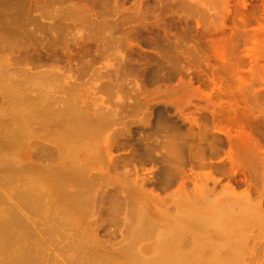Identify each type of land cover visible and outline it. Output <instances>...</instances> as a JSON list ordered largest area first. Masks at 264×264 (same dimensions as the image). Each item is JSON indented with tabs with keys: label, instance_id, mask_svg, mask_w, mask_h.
I'll return each mask as SVG.
<instances>
[{
	"label": "rangeland",
	"instance_id": "obj_1",
	"mask_svg": "<svg viewBox=\"0 0 264 264\" xmlns=\"http://www.w3.org/2000/svg\"><path fill=\"white\" fill-rule=\"evenodd\" d=\"M0 28V264H264V0H0Z\"/></svg>",
	"mask_w": 264,
	"mask_h": 264
},
{
	"label": "bare ground",
	"instance_id": "obj_2",
	"mask_svg": "<svg viewBox=\"0 0 264 264\" xmlns=\"http://www.w3.org/2000/svg\"><path fill=\"white\" fill-rule=\"evenodd\" d=\"M5 4H7V3H5ZM5 4H4V5H5ZM10 4H11V3L9 2V4H7V5H9V7H10ZM11 7H12V6H11ZM68 14H70V13H68ZM71 15H72V14H71ZM3 17H4V16H3ZM19 26H20V25H19ZM3 27H4V26H3ZM0 29H1V28H0ZM11 29H12V27H11ZM5 30H8V29H5ZM0 32H1V30H0ZM7 32H8V31H7ZM1 35H2V34H1ZM1 35H0V36H1ZM11 37H12V36H11ZM3 38H4V36H3ZM9 38H10V37H9ZM12 38H13V37H12ZM4 39H5V38H4ZM6 39H7V37H6ZM1 40H2V39H1ZM5 41H7V40H5ZM8 41H10V39H9ZM11 41H12V39H11ZM11 41H10V42H11ZM3 42H4V40H3ZM12 42H13V41H12ZM6 43H8V42H6ZM4 44H5V43H4ZM30 80H32V79H30ZM32 84H33V83H32ZM11 93H12V91H11ZM8 95H9V94H8ZM10 96H11V95H9V97H10ZM11 97H12V96H11ZM14 97H15V96H13V99H14ZM17 98H18V97H17ZM9 99H11V98H9ZM21 99H23V97H22ZM23 100H24V99H23ZM14 101H16V99H15ZM25 101H27V100H25ZM12 102H13V101H12ZM18 102H20V101H18ZM14 103H16V102H14ZM25 103H26V102H25ZM11 105H12V104H11ZM15 105H16V104H15ZM18 105H19V104H17V106H18ZM20 105H21V104H20ZM20 105H19V106H20ZM22 105H23V104H22ZM26 105H28V104H26ZM26 105H24V107H26ZM29 105H30V103H29ZM29 105H28V106H29ZM33 106H35V105H33ZM12 107H14V106H12ZM39 107H40V106H39ZM26 108H27V107H26ZM30 108H31V105H30ZM11 109H12V108H11ZM13 109H14V108H13ZM18 109H19V108H18ZM18 109H16V111H18ZM21 109H23V108L21 107ZM21 109H20V110H21ZM40 109H42V108H40ZM46 109H48V107H47ZM46 109H45V111H47ZM21 111H22V110H21ZM24 111H25V110H24ZM27 111H28V110H27ZM36 111H38V110L36 109ZM36 111H34V112H36ZM48 111H49V110H48ZM39 112H41V110H40ZM39 112H38V113H39ZM42 112H44V110H42ZM51 112H52V111H51ZM10 113H11V112H10ZM23 113H24V112H23ZM31 113H32V112H31ZM31 113H30V115L32 116L33 114H31ZM53 113H54V112H53ZM53 113H51L50 115H52ZM19 114H20V113H19ZM24 114H25V113H24ZM40 114H41V113H40ZM48 114H49V113H48ZM48 114H47V115H48ZM13 115H15V114L13 113ZM17 115H18V112H17ZM25 115H26L25 117L30 116V115H28V114H25ZM27 115H28V116H27ZM35 115H36V113H35ZM44 115H45V114H44ZM58 115H59V114H58ZM59 116H60V115H59ZM50 117H51V116H50ZM54 117H55V116H54ZM56 117H57V116H56ZM56 117H55V118H56ZM15 118H16V117H15ZM29 118H30V117H29ZM29 118H27V120H29ZM79 118H80V117H79ZM13 119H14V118H13ZM20 119H22V117H21ZM23 119H24V118H23ZM23 119H22V121L20 120L21 123L23 122ZM60 119H61V118H60ZM74 119H75V118H74ZM76 119H78V118L76 117ZM81 119H82V118H81ZM7 120L9 121V119H7ZM10 120H11V119H10ZM0 121H1V120H0ZM8 121H7V122H8ZM20 121H19V122H20ZM29 121H30V120H29ZM82 121H83V120H82ZM7 122H6V123H7ZM16 122H18V121H16ZM16 122H15V124H19V123H16ZM71 122H73V121L71 120V121H70V124H71ZM77 122H78V121H77ZM77 122H76V123H77ZM23 123H25V122H23ZM23 123H22V124H23ZM7 124H8V123H7ZM15 124H12V125H15ZM27 124H28V123H27ZM73 124H74V123H73ZM25 125H26V124H25ZM71 125H72V124H71ZM71 125H70V126H71ZM82 125H83V124H82ZM19 126H20V125H19ZM2 127H3V126H2ZM15 127H16V126H15ZM4 128H5V127H4ZM4 128H3V129H4ZM10 128H12V127H10ZM23 128H25V126H23ZM26 128H27V127H26ZM71 128H73V126H72ZM7 129H9V127H8ZM7 129H6V130H7ZM15 129H16V128H15ZM75 129H76V128H75ZM4 130H5V129H4ZM9 130H10V129H9ZM23 130H25V129H23ZM78 130H79V129H78ZM11 131H13V130H11ZM19 131H20V130H19ZM13 132H14V131H13ZM8 133H10V132H8ZM11 133H12V132H11ZM14 133H15V132H14ZM16 133H17V132H16ZM21 133H24V132H21ZM1 134H2V133H1ZM18 134H19V133H18ZM15 136H16V135H15ZM5 137H6V136H5ZM5 137H4V138H5ZM0 138H1V137H0ZM3 140H4V139H3ZM0 141H1V140H0ZM5 141H6V140H5ZM5 141H4V142H5ZM10 142H11V141H10ZM1 144H2V142H1ZM6 144H7V143H6ZM6 144H5L4 147H6ZM1 146H3V145H1ZM1 146H0V147H1ZM2 149H3V148H2ZM3 153H4V152H3ZM7 156H8V155H7ZM1 157H2V156H1ZM10 158H11V157H10ZM2 159H4V157H3ZM7 159H9V158H7ZM12 159H13V158H12ZM5 160H6V159H5ZM5 160H4V161H5ZM9 160H10V159H9ZM1 161H2V160H1ZM13 161H14V160H13ZM6 162H7V161H6ZM1 163H2V162H1ZM2 164H3V163H2ZM4 165H6V164L4 163ZM7 165H8V164H7ZM7 165L5 166L6 169L8 168ZM2 166H3V165H2ZM9 166H10V168H11V165H10V164H9ZM2 169H3V168H2ZM8 169H9V168H8ZM11 170H12V168H11ZM77 170H78V169H77ZM4 171H5V170H4ZM79 171H81V170H79ZM6 172H9V171H6ZM13 172H15L14 169H13ZM67 172H68V171H67ZM9 173H10V172H9ZM61 173H62V172H61ZM65 173H66V171H65ZM70 173H71V172H70ZM79 173H80V172H79ZM66 174H67V173H66ZM77 174H78V173H77ZM81 174H82V173H81ZM58 175H59V173H58ZM62 175H63V174H62ZM67 175H69V174H67ZM6 176H7V174H6ZM9 176H10V175H9ZM70 176H72L73 178L75 177L76 179H80V178H78V176H80L79 174L76 175V174L73 173V175L70 174L68 177H70ZM76 176H77V177H76ZM82 176H83V175H82ZM56 177H57V176H56ZM66 177H67V176H66ZM83 177H84V176H83ZM62 178H63V177H62ZM75 178H74V179H75ZM60 179H61V175H60ZM81 179H82V178H81ZM58 180H59V179H58ZM66 180H67V179H66ZM69 180H70V179H69ZM69 180H68V181H69ZM83 180H84V179H83ZM64 182H65V181H64ZM72 182H73V181H71V183H72ZM83 182H84V181H83ZM83 182H81V184H82ZM66 183H67V182H66ZM77 183H80V182H77ZM59 184H61V183H59ZM61 186H62V185H61ZM80 186H81V185H80ZM82 186H83V185H82ZM86 187H87V186H86ZM86 187H85V188H86ZM60 188H61V187H60ZM80 188H81V187H80ZM61 189H62V188H61ZM82 189H83V188H82ZM20 194H21V193H20ZM25 195H26V194H25ZM25 195H24V196H25ZM17 197L19 198V196H17ZM20 198H21V199H20V202L22 203L21 206H23V205H26V206H27V201H26V200L28 199V196H27L26 200H24L25 198L22 200V196H21ZM29 198H30V197H29ZM17 200H18V199H17ZM15 201H16V200H15ZM28 201H29V200H28ZM17 202H18V201H17ZM20 202H19V204H20ZM30 202H31V200H30ZM15 203H16V202H15ZM185 203H187V202H185ZM16 205H17V204H16ZM186 205H187V204H186ZM10 206H12V205H10ZM31 206H32V204H31ZM28 207H29V206H28ZM188 208H189V207H188ZM11 209H12V208H11ZM24 209H25V208H24ZM30 209L32 210V207H31ZM253 209H254V208H253ZM253 209L251 208V213H252V214H258L259 212H262L261 210L256 212L255 209H254V211H252ZM256 209H257V208H256ZM22 210H23V209H22ZM26 210H27V208H26ZM244 210L248 211V213L250 214V212H249L250 210H247L246 208H245ZM257 210H258V209H257ZM24 211H25V210H24ZM28 211H30V210H28ZM18 212H20V211H18ZM196 212H197V211H196ZM202 212H205V211H202ZM241 212H243V211L241 210ZM241 212H240V213L238 212L237 214H234V216L236 217L235 221H236L237 225H239V224L241 223V220H242L241 216H244V215H247V216H248V213H247V214H242ZM226 213H227V212H226ZM244 213H246V212L244 211ZM263 213H264V212H263ZM12 214H13V212H12ZM14 214H15V213H14ZM14 214H13V215H14ZM22 214H23V213H21V215H22ZM193 214H195V213H193ZM193 214H190V215L192 216ZM196 214H197V213H196ZM209 214H210V213H209ZM209 214H206L207 217H206V215L203 216V215H198V214H197V215H198V216H197L198 218H196V215H193L191 218L193 219V217H194V222H193V220H192L191 223H190L189 221H188L189 223L187 222V220H191L190 215H189V218H190V219L186 216L188 219L186 218L187 220H186V223H185V224L188 223V227H190L189 224H191V227L196 228V229H194L195 231H198V230H199V231H198L199 234H201V233H200V230L203 229L202 232L204 233V231H206L207 229L213 227L214 225H217V223H218V219H219V216L221 215V214H219V213H218V214H217V213H212V214H210V215H209ZM252 214H251V215H252ZM231 215H232V214H231ZM15 216H16V214H15ZM238 216H239V217H238ZM252 216H253V215H252ZM18 217H20V214H18ZM24 217H25V216H24ZM24 217H23V218H24ZM184 217H185V216H184ZM21 218H22V216H21ZM254 218H255V217H254ZM256 218H257V216H256ZM258 218H259V217H258ZM8 219H9V218H8ZM14 219H15V217H14ZM16 219H19V218H16ZM6 220H7V218H6ZM20 220H22V219H20ZM20 220H19V221H20ZM181 220H182V219H181ZM263 221H264V220H263ZM7 222H8V221H7ZM7 222H6V223H7ZM15 222H16V221H15ZM180 222H181V221H180ZM10 223H11V222H10ZM10 223H9V224H10ZM20 223H22V222L20 221ZM0 224H1V223H0ZM4 224H5V223H3V225H4ZM12 224H14V222H13ZM12 224H10V225H12ZM182 224H183V223H182ZM1 225H2V224H1ZM16 225H18V224H16ZM16 225H15V226H16ZM142 225H143V223H142ZM148 225H149V224H148ZM183 225H184V224H183ZM8 226H9V225H8ZM8 226H6L7 228H5V227H3V228L8 230V228H9ZM21 226H22V225H21ZM180 226H181V225H180ZM186 226H187V225H186ZM230 226H231V225H229V227L226 228V229H227V232L232 230V226H231V227H230ZM140 227H141V226H140ZM12 229H13V228H12ZM142 229H143V227H142ZM142 229H141V230H142ZM147 229H148V228H147ZM0 230H1V228H0ZM138 231H139V230H138ZM239 231H240V230H238V228H237L236 232H233V233L231 234V236H230V235L223 236V237L220 238L219 240H213L214 242H213V241H212V242H213V243H217V242H218V243H220V244H221V243L223 244V243H225V242H227V241H231L232 238H233V240H234L235 242H237V243L240 242V243H241L244 239L248 238L249 236L247 237V235H246V236H245L246 238H245V237H244V234H243V233H240ZM1 232H2V231H1ZM8 232H9V230H8ZM139 232H140V231H139ZM143 232H144V231H143ZM2 233H4V232H2ZM6 233H7V232H6ZM135 233H136V232H135ZM176 233H177V232H176ZM0 234H1V233H0ZM140 234H141V233H140ZM147 234H148V233H147ZM178 234H179V233H178ZM2 235H3V234H2ZM2 235H1V237H3ZM137 235H138V234H137ZM139 236H140V235H139ZM173 236H174V235H173ZM1 237H0V238H1ZM174 237H175V236H174ZM4 238H5L6 240H8V237H7V236L4 237ZM189 239L192 240V238H189ZM194 239H195V238H194ZM0 240H1V239H0ZM6 240H5V241H6ZM174 240H175V239H174ZM8 241H9V240H8ZM177 241H178V240H177ZM198 241H199V240H198ZM173 242H174V241H173ZM173 242H172V243H173ZM191 242H193V241H191ZM194 242H195V241H194ZM199 242H200V241H199ZM199 242H198V243H199ZM6 243H7V242H6ZM6 243H5V244H6ZM175 243H176V241H175ZM240 243H239V244H240ZM3 244H4V243H3ZM5 244H4V246H5ZM195 244H196V243H195ZM196 245H197V244H196ZM198 245H199V244H198ZM213 245H214V244H213ZM4 246H3V247H4ZM173 246H174V245H173ZM176 246H177V245H176ZM133 247H134V246H133ZM177 247H178V246H177ZM4 248H5V247H4ZM4 248H3V249H4ZM124 248H126V247H124ZM178 248H179V247H178ZM0 250H2V249H0ZM128 250H129V249H128ZM121 251H122V250H121ZM130 251H131V250H130ZM4 252H5V251H4ZM30 252H31V251H30ZM125 252H126V251H125ZM128 252H129V251H128ZM31 254H32V253H31ZM17 255H18V254H17ZM22 255H23V254H22ZM26 255H27V254H26ZM26 255H25V256H26ZM32 255H33V254H32ZM128 255H130V254H128ZM131 255H132V254H131ZM29 256H31V255H29ZM15 257H16V256H15ZM15 257H13V258L15 259ZM34 257H35V256H34ZM13 258H12V259H13ZM23 258H24V257H23ZM136 258H137V257H136ZM136 258H134V259H136ZM19 259H20V258H19ZM130 259H131V258H130ZM159 259H160V258H159ZM159 259H158V260H159ZM16 260H17V258H16ZM161 260H162V259H161ZM12 261H14V260H12ZM18 261H19V260H18ZM26 261H27V260H26ZM135 261H136V262H137V261L142 262V260L140 261L139 257H138V260H135ZM144 261H145V260H144ZM19 262H20V261H19ZM23 262H24V261H23ZM20 263H21V262H20ZM27 263H28V262H27ZM133 263H134V262H133ZM21 264H23V263H21ZM31 264H32V263H31ZM36 264H37V263H36Z\"/></svg>",
	"mask_w": 264,
	"mask_h": 264
}]
</instances>
